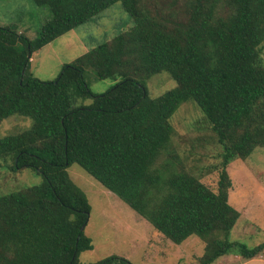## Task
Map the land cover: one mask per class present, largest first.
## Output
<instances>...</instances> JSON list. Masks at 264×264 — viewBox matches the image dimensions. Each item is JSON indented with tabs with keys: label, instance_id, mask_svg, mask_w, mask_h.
Returning a JSON list of instances; mask_svg holds the SVG:
<instances>
[{
	"label": "trees",
	"instance_id": "obj_1",
	"mask_svg": "<svg viewBox=\"0 0 264 264\" xmlns=\"http://www.w3.org/2000/svg\"><path fill=\"white\" fill-rule=\"evenodd\" d=\"M31 1L50 13L33 40L0 26V124L16 115L32 122L0 138V161L41 183L0 196V264H85L78 255L93 248L84 233L90 205L68 177L73 164L175 244L203 240L201 264L233 249L264 254V241L227 237L239 217L228 202V165L264 146V0ZM116 3L130 27L63 65L54 81L28 73L34 53ZM88 69L121 81L94 94ZM163 72L178 87L151 98L142 79ZM191 101L223 148L216 192L157 165L172 141V117ZM89 264L133 263L110 255Z\"/></svg>",
	"mask_w": 264,
	"mask_h": 264
},
{
	"label": "rangeland",
	"instance_id": "obj_2",
	"mask_svg": "<svg viewBox=\"0 0 264 264\" xmlns=\"http://www.w3.org/2000/svg\"><path fill=\"white\" fill-rule=\"evenodd\" d=\"M164 15H167V10ZM49 19V11L35 6L31 0H0V26L23 34L30 40L35 38L39 28ZM130 25V17L121 4L116 3L92 21L34 53L28 73L42 81H54L63 65L111 40ZM258 49L264 62V41ZM84 75L92 92L97 95L108 92L121 81V78L99 80L91 69L86 70ZM142 82L151 98H158L178 87L166 72L145 77ZM78 103L90 105L92 100H80ZM170 122L174 131L172 141L157 165L161 167L169 163L168 169L171 171L185 172L216 192L223 148L211 123L193 101L183 104ZM31 126L30 119L12 116L0 124V138L22 134ZM10 165L9 160L0 161V196L41 183V178L30 170L14 173L9 170ZM67 173L70 181L85 194L90 205L84 233L91 238L93 248L79 253L78 260L81 263H94L117 255L133 264H201L205 242L199 237L189 236L180 244H175L154 230L78 165L70 166ZM228 174L231 179L228 202L239 212V217L227 237L248 245L264 241V146H257L246 158L231 161ZM211 264H264V254L245 258L233 249Z\"/></svg>",
	"mask_w": 264,
	"mask_h": 264
},
{
	"label": "crops",
	"instance_id": "obj_3",
	"mask_svg": "<svg viewBox=\"0 0 264 264\" xmlns=\"http://www.w3.org/2000/svg\"><path fill=\"white\" fill-rule=\"evenodd\" d=\"M47 46V45H46ZM44 48V47H43Z\"/></svg>",
	"mask_w": 264,
	"mask_h": 264
}]
</instances>
